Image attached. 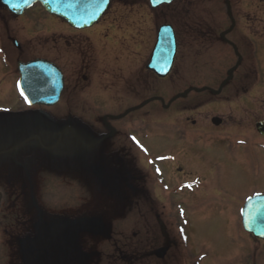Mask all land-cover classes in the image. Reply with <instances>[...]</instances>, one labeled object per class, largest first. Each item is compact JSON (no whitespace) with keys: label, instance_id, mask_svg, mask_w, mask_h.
<instances>
[{"label":"flooded vegetation","instance_id":"1","mask_svg":"<svg viewBox=\"0 0 264 264\" xmlns=\"http://www.w3.org/2000/svg\"><path fill=\"white\" fill-rule=\"evenodd\" d=\"M124 1L128 2L117 0L122 4ZM191 1L172 0L170 5L175 4L188 14ZM100 21L87 29L68 27L84 37L75 35L67 40L65 49L61 44L53 46L55 53L61 56L69 53L71 59L68 61L70 71L65 72L57 60L47 58L60 68L63 80L59 99L52 106L22 104L15 92L18 79V71L13 66L15 59L12 51L9 55L6 50L7 43L13 45V37L7 36L0 42L3 55L0 65L5 68L0 86L2 89L3 84L6 85L10 100L16 104L15 110L0 114V128L4 127L0 148H5L0 149V263L7 258L4 254H14L15 258L9 264H32L34 258L26 252L32 248L54 255L41 264H60L63 259V264H95L90 253L99 252L101 244L109 243L115 237L118 241H113L110 253L125 262L189 264L186 255L190 253L183 246L182 236V226L188 224L186 210L194 209V213L204 209L213 200L208 198L215 199L213 204L217 201L216 196H208L201 189L203 180L200 176L211 171V162H218V153L214 156L211 151L206 152L200 138L204 137L205 130L227 128L231 121L220 117L218 124L212 125L210 121L211 125H207L201 124L205 119H193L189 115L174 117L192 108L200 109L203 103L190 104L178 99L170 102L175 94L166 100L160 96L163 90L171 89L172 92L175 86L166 81L170 74L159 78L146 68L156 30L150 47L148 40L140 38L142 30L138 33L129 31L130 37L119 41L109 28L111 24L98 31L101 37H93ZM245 27L239 28L235 22L224 29L207 22L184 26L188 35L200 43L201 52L205 46L214 47L222 41L235 59L234 47L240 53L238 68L242 69V74L229 89L236 94L248 93L259 79L251 60L253 56L247 50L249 44L252 45L254 29L250 25ZM175 37L174 62L180 51V37L176 31ZM16 49L18 52L23 50L20 45ZM262 75L261 82L264 83V71ZM186 83L190 87L185 76L183 84ZM43 110L54 111V115H45L41 113ZM159 111L162 114L158 115ZM254 122L249 123L252 130ZM133 131H139V134ZM256 135L264 139V134ZM147 137L166 140L167 149L150 153L143 142ZM184 166L194 172H186ZM74 180L86 188L90 197L107 206L108 212L91 217L77 216L72 211L59 212L53 200H38L39 191L74 186ZM223 188L234 192L232 188ZM219 190L214 191L219 194ZM248 195L227 198L226 210L232 222L239 224L240 208ZM172 202L179 219L175 226L178 240L167 228L159 208V204L163 209L165 205L169 208ZM131 223L135 224L127 231ZM99 224L100 233H94ZM129 235L134 242L127 237V244L122 236ZM167 241L169 247L162 258L152 254ZM78 251L82 258H76Z\"/></svg>","mask_w":264,"mask_h":264},{"label":"rangeland","instance_id":"2","mask_svg":"<svg viewBox=\"0 0 264 264\" xmlns=\"http://www.w3.org/2000/svg\"><path fill=\"white\" fill-rule=\"evenodd\" d=\"M111 2L109 10L99 22L100 26L93 37H101L98 31L107 29L111 24L109 28L110 30L113 29L116 33L114 38L119 41H125L123 38L130 37L127 35L129 31L138 33L142 30V37L140 38L148 40L151 47L155 30L162 23L171 24L180 37L179 55L170 76L166 79V81H171L174 84L175 89L172 92L170 87V90H163L160 96H164L165 100L188 88L187 83L183 84L185 76L188 77L189 85L195 83L194 85L197 87L209 86L216 89L226 77L228 69L235 62V56L231 49L222 41L217 42L214 47L205 46L203 53L200 43L195 41V37L193 39L189 36L188 31L184 30L186 25L201 22L215 23L220 29L226 28L230 24V19L224 0H192L191 11L188 14L175 4L162 5L153 10L148 7L147 0H128V2L124 1L123 4L122 2L118 3L117 0ZM228 3H230L231 16L235 23L239 24V28L245 29V25H250L254 29L252 45L249 44L250 48L247 50L253 56L251 60L258 70L259 79L257 85L248 93L236 94L231 92L229 90L231 85L235 84L242 74V69L238 68L239 70L234 72L235 75L226 83L220 94L215 95L208 91L201 94L191 92L179 100V102L186 101L190 104L203 103V107L200 109L192 108L189 112L178 113L174 117L189 115L193 119H205V121L202 120L201 124L207 125L210 124L211 117L215 115L231 121L227 128L217 131L205 130L204 137L200 138L202 139L201 143H205L204 150L206 152L211 151L214 156L218 153V162H211V171L208 170V174L205 176L198 174L203 180L201 189H204L208 196H216L217 201L213 204L215 199L208 198L213 200L204 209L194 211V213L192 212L194 209L188 208L186 210L185 217L188 224L182 226V236L183 246L192 255L189 259L186 255V262L189 264H264V242L248 237L242 229L238 228L237 224L230 219V213L226 210L227 206L225 205L230 196L239 198L252 192L264 191V139L253 134L256 132L255 127L253 130L249 127L250 122H256L264 117V83L261 82L264 71V52H262V49L264 50V0H229ZM42 12L40 7L35 5L25 15L16 18L0 6V42L7 36H12L18 40L23 48L22 51L18 52L13 45L9 44L10 42L7 43L9 46L6 48L8 53L12 51L15 60L18 58L26 61L45 56V58L57 60L65 72H69L70 54L58 55L54 52L53 46L61 44L62 48L65 49L67 40L75 38V35L84 36L75 34L64 25H57L64 24V22L55 16ZM3 17L7 19V24ZM51 20L55 21L56 25L55 23L53 25ZM110 30L108 32L111 38ZM244 33L248 32L244 30ZM262 36L263 38H261ZM1 54L2 47L0 45V64L3 57ZM146 57H148V52ZM4 72L5 68L0 65V80L3 78ZM3 85L2 89V85L0 86V111L15 110L16 104L10 100L6 85ZM53 112L43 110L41 113L53 116ZM160 113L161 111L157 112L158 115ZM2 130L4 127L0 128V132ZM133 132L136 135L139 134V131ZM241 140L244 142L243 144L239 143ZM143 142L150 153H158L167 149L166 140L147 137L146 139L143 138ZM142 162L144 164L143 159ZM184 168L186 172H194L191 168L186 166ZM162 170L164 173L166 172L165 168ZM192 175L194 174L189 176ZM74 182L76 183L74 186H60L55 190L39 191L37 193L38 200H53L58 205L59 212L68 213L72 211V214L75 212L77 216H94L108 212L109 208L100 204L99 199L90 197L91 195L87 194L86 188L84 189L78 184L79 181L74 180ZM219 182L221 183L220 186L218 185ZM223 187L232 188L234 192H228ZM214 190H219L220 193L217 194ZM161 205L159 204V208L163 211L167 228L172 232L175 240H178L175 226L179 223V219L174 204L172 202L169 208L165 205L164 209ZM131 220L133 222L134 218ZM134 224L131 223L126 230L132 229ZM123 236L124 241L129 244L127 237L131 236ZM114 240L115 237L109 243L101 244L98 248L101 252L93 253V255L90 253L95 264H126L125 260H121L118 256L114 258L111 255V246ZM129 240L134 242L132 237ZM4 256L7 258L0 264H9L15 258L14 254H4ZM194 257L196 259L193 261Z\"/></svg>","mask_w":264,"mask_h":264},{"label":"water","instance_id":"3","mask_svg":"<svg viewBox=\"0 0 264 264\" xmlns=\"http://www.w3.org/2000/svg\"><path fill=\"white\" fill-rule=\"evenodd\" d=\"M164 1L168 2L169 0H150L153 6ZM34 2H39L45 12L62 18L71 26L83 28L96 22V19H98L106 9L109 0H0V3L15 15L21 14L24 9L29 7ZM229 12L230 11L228 9L227 13ZM174 53L175 38L172 27L168 24H163L159 26L157 41L151 59L146 68L153 70L159 77L165 76L168 73L170 68L169 66H171L173 61ZM238 63H240L239 54L236 64L228 71L227 78L221 83L217 90H212L206 87L199 89L190 88L181 93V95H185L193 89L196 91L208 89L214 94H218L224 83L231 79L232 73L238 66ZM18 70L20 74V89L24 90L25 95H27L31 101L30 104L41 103L51 105L57 101L62 89V75L61 72H59L60 70H58L53 63L42 59H36L28 63L19 62ZM36 77H39V79H35ZM37 88L39 91L36 90ZM181 95L178 94L175 98ZM219 121L218 117H212V122L214 124H218ZM255 126L258 133L263 135L264 120L256 122ZM261 204H264V194H254L251 196V201H249L248 198L245 202L243 206L244 211H241V215L243 228L258 239H262L264 241V215L256 214V207ZM100 226V224L96 225V230L93 232L100 233ZM167 247L168 244L158 248L152 253L158 258H161L163 257ZM44 251L45 252H40L38 250L28 248L26 252L29 256H33L34 260L32 264H41L42 262L47 261L48 258L52 259L54 257V255L50 254V251ZM76 253V258H82V254L79 251ZM63 255L64 253L62 256ZM64 262L65 260L63 259L60 264H63Z\"/></svg>","mask_w":264,"mask_h":264},{"label":"snow or ice","instance_id":"4","mask_svg":"<svg viewBox=\"0 0 264 264\" xmlns=\"http://www.w3.org/2000/svg\"><path fill=\"white\" fill-rule=\"evenodd\" d=\"M35 79L38 80L39 77H36ZM36 90L39 91L38 88H37ZM21 95L24 97V99H25L26 101H28L29 103H31V101L29 100L28 96L25 95V92H24L23 89L21 90ZM257 195H259V193H257ZM249 201H251V197H249ZM241 211L243 212L244 210L242 209ZM256 214H257V215H264V204L258 205V206L256 207Z\"/></svg>","mask_w":264,"mask_h":264}]
</instances>
